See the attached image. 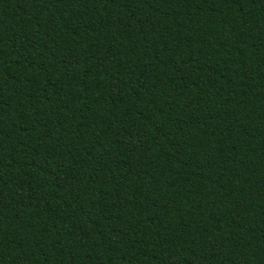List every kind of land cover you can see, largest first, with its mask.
Instances as JSON below:
<instances>
[{
	"label": "trees",
	"instance_id": "16d2710c",
	"mask_svg": "<svg viewBox=\"0 0 264 264\" xmlns=\"http://www.w3.org/2000/svg\"><path fill=\"white\" fill-rule=\"evenodd\" d=\"M0 264H264V0H0Z\"/></svg>",
	"mask_w": 264,
	"mask_h": 264
}]
</instances>
